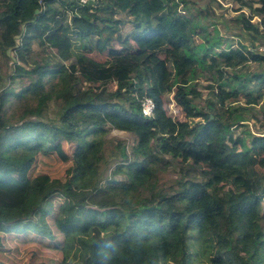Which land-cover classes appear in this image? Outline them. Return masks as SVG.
<instances>
[{
    "label": "trees",
    "instance_id": "1",
    "mask_svg": "<svg viewBox=\"0 0 264 264\" xmlns=\"http://www.w3.org/2000/svg\"><path fill=\"white\" fill-rule=\"evenodd\" d=\"M175 1L0 0L4 79H22L0 85V264H264V133L231 130L264 105V67L237 74L264 55L199 38ZM239 2L243 29L264 38V0ZM206 58L217 77L201 104ZM19 101L34 105L9 122ZM173 162L176 187L160 186Z\"/></svg>",
    "mask_w": 264,
    "mask_h": 264
},
{
    "label": "rangeland",
    "instance_id": "2",
    "mask_svg": "<svg viewBox=\"0 0 264 264\" xmlns=\"http://www.w3.org/2000/svg\"><path fill=\"white\" fill-rule=\"evenodd\" d=\"M256 1V0H255ZM176 7H173L174 10L180 14L183 18L188 19V21H193L199 30V38L203 37L202 34H205L209 40L218 41V48H229V47H239L243 45L251 49L258 48L260 45L264 44V38L262 37V28H259V35H256L252 32H247L243 29L240 19L241 15L244 12L245 15H248V10L243 8L241 11H238L241 7L239 0H176ZM253 23L257 24L258 19H254ZM130 26L128 25L126 29ZM204 41V40H203ZM115 47H118L116 42L113 43ZM203 51L197 52L196 57L202 58ZM13 55L12 53H10ZM96 57L99 56L96 54ZM14 61L19 64L17 60ZM0 58V85L1 89L17 91L19 89V84L21 78L15 77L13 80L4 79L7 77V69L12 65L13 62L7 61ZM202 64L194 65L195 74L193 75L195 87L201 91V100L199 103L209 100L212 95L207 93L204 89V85L207 83L206 77H213L216 80V74L214 71L209 70L210 61L206 58L203 60ZM264 67L260 64L248 63L243 67H240L241 73H259ZM9 70V69H8ZM227 71L232 72L229 68H226ZM244 73V74H245ZM243 74V75H244ZM118 79H127L129 76L127 74H119ZM89 81V79L87 78ZM256 91V89H254ZM255 93V92H254ZM243 103V102H242ZM202 104V103H201ZM23 105V106H22ZM34 105L33 102H22L19 101L18 105H13L7 107L5 110L4 117L8 118L10 121H16L17 117L22 114L26 106ZM164 109L167 114L175 120H184L183 112L180 107L172 100L171 96L164 98L163 100ZM238 105V104H237ZM237 105L232 106L237 107ZM56 113L54 106L50 105L48 110L47 117L49 119H55ZM18 121V120H17ZM244 123V125H240ZM231 130L235 132V135H240L244 138L247 137V142H250L251 136L255 134L264 133V105H259L257 107L250 108L249 111H246L241 118V122L231 127ZM108 140L111 144H116L117 141L123 140L126 142L128 151H131L133 145V136L128 133L112 130L108 134ZM165 160H170L169 157H164ZM201 170L199 168H194L192 173L196 175H201ZM180 167L177 162H173L172 166L167 168L160 175V186H165L166 188H175V181H178L180 178ZM109 175V174H108ZM110 176V175H109ZM201 178V177H200ZM25 263V262H24ZM23 263V264H24ZM28 264V262H26Z\"/></svg>",
    "mask_w": 264,
    "mask_h": 264
},
{
    "label": "built area",
    "instance_id": "3",
    "mask_svg": "<svg viewBox=\"0 0 264 264\" xmlns=\"http://www.w3.org/2000/svg\"><path fill=\"white\" fill-rule=\"evenodd\" d=\"M96 0H78L80 5H86L88 3H92ZM259 21V19H258ZM257 54L264 55V44L260 45L258 48H256ZM155 105L154 102L151 99H145L141 103V111L142 114L145 117H151L154 113Z\"/></svg>",
    "mask_w": 264,
    "mask_h": 264
},
{
    "label": "clouds",
    "instance_id": "4",
    "mask_svg": "<svg viewBox=\"0 0 264 264\" xmlns=\"http://www.w3.org/2000/svg\"><path fill=\"white\" fill-rule=\"evenodd\" d=\"M257 19V18H256ZM253 22V21H252Z\"/></svg>",
    "mask_w": 264,
    "mask_h": 264
}]
</instances>
